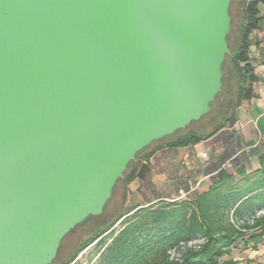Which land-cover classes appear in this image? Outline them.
I'll return each instance as SVG.
<instances>
[{
    "label": "water",
    "instance_id": "1",
    "mask_svg": "<svg viewBox=\"0 0 264 264\" xmlns=\"http://www.w3.org/2000/svg\"><path fill=\"white\" fill-rule=\"evenodd\" d=\"M238 0H0V264H52L137 153L211 111Z\"/></svg>",
    "mask_w": 264,
    "mask_h": 264
},
{
    "label": "trees",
    "instance_id": "2",
    "mask_svg": "<svg viewBox=\"0 0 264 264\" xmlns=\"http://www.w3.org/2000/svg\"><path fill=\"white\" fill-rule=\"evenodd\" d=\"M261 3L264 0L231 3L230 50L223 63V87L211 111L138 152L103 213L77 225L63 239L52 264H84L79 256L90 247L95 254L89 264H253V259L237 258L234 252L258 250L264 243V154L259 156L258 170L241 168L233 174L222 169L216 182L195 195L132 209H127V200L143 161L147 163L161 149L212 138L235 122L244 101L256 96L257 75L249 52L253 32L264 25ZM80 228L84 236L65 250L64 241Z\"/></svg>",
    "mask_w": 264,
    "mask_h": 264
},
{
    "label": "crops",
    "instance_id": "3",
    "mask_svg": "<svg viewBox=\"0 0 264 264\" xmlns=\"http://www.w3.org/2000/svg\"><path fill=\"white\" fill-rule=\"evenodd\" d=\"M259 9L264 15L263 3ZM251 37L249 55L257 75L256 96L244 101L236 110L235 122L212 138L193 145L164 148L147 163L143 161L129 185L127 209L195 195L216 182L222 169L237 174L241 168L247 172L260 168L259 156L264 154V25ZM247 254L253 264H260L264 243Z\"/></svg>",
    "mask_w": 264,
    "mask_h": 264
},
{
    "label": "rangeland",
    "instance_id": "4",
    "mask_svg": "<svg viewBox=\"0 0 264 264\" xmlns=\"http://www.w3.org/2000/svg\"><path fill=\"white\" fill-rule=\"evenodd\" d=\"M194 128V127H193ZM122 194V189H119L118 193V200H120V196ZM128 202V200H127ZM84 228H80L77 231L71 233L67 239L64 241V249L69 250L78 240H80L84 236ZM95 254V249L93 247H90L87 249L84 253H82L79 258L84 264H89V258L92 257ZM249 254H247V251H242L240 248L236 249L234 252V256L237 258L245 257L247 258ZM261 261H258L260 264H264V257H261ZM259 260V259H257Z\"/></svg>",
    "mask_w": 264,
    "mask_h": 264
},
{
    "label": "built area",
    "instance_id": "5",
    "mask_svg": "<svg viewBox=\"0 0 264 264\" xmlns=\"http://www.w3.org/2000/svg\"><path fill=\"white\" fill-rule=\"evenodd\" d=\"M206 154H203V156H205Z\"/></svg>",
    "mask_w": 264,
    "mask_h": 264
}]
</instances>
